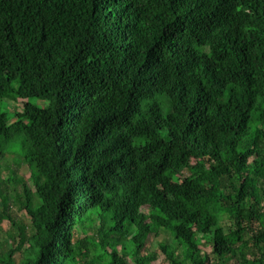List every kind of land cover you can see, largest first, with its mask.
Wrapping results in <instances>:
<instances>
[{
    "label": "trees",
    "instance_id": "trees-1",
    "mask_svg": "<svg viewBox=\"0 0 264 264\" xmlns=\"http://www.w3.org/2000/svg\"><path fill=\"white\" fill-rule=\"evenodd\" d=\"M0 230V264H264V0H0Z\"/></svg>",
    "mask_w": 264,
    "mask_h": 264
},
{
    "label": "rangeland",
    "instance_id": "rangeland-1",
    "mask_svg": "<svg viewBox=\"0 0 264 264\" xmlns=\"http://www.w3.org/2000/svg\"><path fill=\"white\" fill-rule=\"evenodd\" d=\"M31 103H33L35 106L39 107V108H43L47 105V102L46 101H42V100H37V99H32L30 100ZM6 107L8 108L9 110H15L14 106H12L11 103L7 102L5 104H3V107ZM19 108H21V106L19 105L18 106ZM12 156H8L7 157V160H6V163L10 166L12 164ZM24 172V171H23ZM21 170H20V174L23 175L24 174V177L26 179H28V176L29 174L27 172H24L23 173ZM12 214L14 216V218L17 219V222L19 223H22L24 226H28L29 225V222H28V219L24 213V211H19L17 210L15 207L12 208ZM1 227L4 229V230H7L8 228V224L4 221L1 225ZM85 234L87 235H90L91 234V231H86V232H82V231H79L77 232L76 234V237L77 238H83L85 236ZM3 239H5V233L3 230H0V241H2ZM159 244H172V245H176V242L175 240L169 235V234H166V233H160L158 235L156 234H150L148 237H147V241L145 243V249L142 250V254H145V255H148L150 257H152L154 259L153 261V264H165L164 261H163V257L158 249V245ZM18 258H19V254L16 253L14 256H13V259L15 262L18 261Z\"/></svg>",
    "mask_w": 264,
    "mask_h": 264
}]
</instances>
